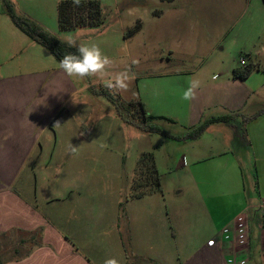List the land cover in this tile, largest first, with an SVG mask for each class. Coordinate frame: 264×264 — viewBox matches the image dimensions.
Returning <instances> with one entry per match:
<instances>
[{
  "label": "crops",
  "instance_id": "1",
  "mask_svg": "<svg viewBox=\"0 0 264 264\" xmlns=\"http://www.w3.org/2000/svg\"><path fill=\"white\" fill-rule=\"evenodd\" d=\"M166 5V10L154 13L159 20L171 17L169 11L175 0ZM137 21L138 35L143 21ZM42 27L62 42L70 38L59 35L49 26ZM76 30L62 32L74 34ZM176 31L169 24L156 34L160 40L170 41V62L174 49L189 47V38H178ZM120 32L123 34V30ZM22 33L18 28L0 27V254L3 264H104L110 258L119 264H227L233 254L231 246L218 240L222 229L245 211L249 212L250 228L246 264H264V211H254L264 201V113L245 126L247 142L255 153L258 183L254 189L246 188L244 171L237 167L232 152L200 157L191 147L187 149L192 160L189 175L199 204H188L182 209L165 206L157 197L161 194L156 193L131 199L120 217L113 202L96 201L94 181L89 176L82 179L75 165L62 176L60 187L51 188L52 179L59 176L47 170L48 163L82 156L75 130L63 123L55 126L60 110L78 90L58 68L59 62L50 51L35 41L31 45ZM207 65L206 59L193 70L158 76L165 79L162 82L165 87L154 95L162 109L160 114L179 117L178 108L182 107L181 121L189 130L214 117L234 115L235 121L241 116L247 105L244 100L252 94L245 86L249 77L240 80L228 73L217 80V76H208ZM189 78L201 82L196 99L190 102L181 99ZM228 124L213 123L200 138L182 142H202L213 128ZM69 145L76 147L75 154ZM83 152L87 153L85 159H93L91 150L84 148ZM40 165L46 169H39ZM40 229L42 234L38 233ZM40 241L42 245H37ZM7 244L11 245L10 249L5 247Z\"/></svg>",
  "mask_w": 264,
  "mask_h": 264
},
{
  "label": "rangeland",
  "instance_id": "2",
  "mask_svg": "<svg viewBox=\"0 0 264 264\" xmlns=\"http://www.w3.org/2000/svg\"><path fill=\"white\" fill-rule=\"evenodd\" d=\"M10 1L19 16L28 18L40 27L45 25L54 28L59 35H69L77 43H95L105 55L115 61L107 70L108 76L84 79L69 77L78 92L60 110L56 123H63L75 130L82 156L75 160L48 163L47 170L59 176L52 179L51 188L60 187L62 176L71 169V165H75L76 170H80L82 179L89 176L94 181L96 201L113 202L116 213L118 211L122 217L119 205H123L124 209L127 202L133 199L132 186L141 155L152 152L162 187V193L157 197L165 206L186 208L188 204L200 203L189 175L192 160L187 149L194 147L200 157L211 153L232 152L237 167L244 171L246 188L254 189L258 183L255 153L247 142L246 131L242 127L243 115H255L264 109L263 0H175L174 7L169 11L171 17L160 20L154 13L166 10L167 1L99 0L107 14L104 15L105 25L94 29L79 28L74 34L64 33L58 28V4L62 0ZM128 10L134 13H126ZM186 12L189 14H185ZM199 12L206 14L200 15ZM138 19L143 21L142 32L138 35L129 34L138 25ZM169 24L171 28L177 29L178 38H189V47L186 50L174 49L171 62L168 58L170 41H162L156 36L160 29L168 28ZM0 27L17 29L5 11L3 0H0ZM181 29H186V32ZM21 35L28 43L35 45L25 33ZM120 40H126L127 43ZM40 49L44 50L42 47ZM206 59L209 65L205 67H208V76H217V80L228 73L233 75L235 69L244 68L242 59H246V65L254 64L260 68L245 83L252 94L250 97L246 96L244 102L247 105L242 109L241 116L227 126L213 128L202 142L188 140V144H185L182 140H172L126 124L106 98L92 92V89L107 90L103 87L102 79L130 68L135 78L129 82L127 91L115 95L121 97L124 113L134 122H141V107L132 106V103L141 101L148 115L153 117L148 124H154L172 135L184 137L189 129L181 121L182 107L178 108L179 117L159 113L162 109L154 95L165 87L162 83L165 79L158 76L172 71L193 70L203 65ZM84 148L91 150L93 159H85L87 153L83 152ZM213 163L216 161L210 162ZM38 168L44 170L46 166L40 165ZM40 231L38 233L42 234V229ZM40 243L42 244L41 241ZM5 247L10 249L11 245L7 244Z\"/></svg>",
  "mask_w": 264,
  "mask_h": 264
},
{
  "label": "trees",
  "instance_id": "3",
  "mask_svg": "<svg viewBox=\"0 0 264 264\" xmlns=\"http://www.w3.org/2000/svg\"><path fill=\"white\" fill-rule=\"evenodd\" d=\"M162 1L171 2L173 0ZM3 4L7 15L11 18L14 25L33 41L50 51L58 62L62 59L66 52H76V48H69L67 43L62 42L53 34L36 25L28 18L19 16L10 0H3ZM104 23L105 16L102 10V4L99 0H81L79 6L74 5L72 0H62L58 4V27L61 31H74L79 28L87 27L97 28L103 26ZM139 30L140 24L138 23V25L129 31V34L135 35L139 32ZM259 68V66H255L254 64H247L244 68L235 69L233 71V76L236 79L246 80L255 70H259ZM92 92L95 95L106 98L115 107L117 115L120 119L126 124L133 125L144 132L161 134L162 136L172 140H196L206 132L211 124L217 122L230 123L235 119L234 115L214 117L203 121L194 128H191L184 137L175 136L162 130L154 124H148L149 120L153 119V117L148 115L145 106L141 101L132 103V106L139 105L143 113V120L141 122H134L124 113V106L120 100V96L111 95L108 90L104 89H92ZM263 113L264 109L252 117H243V130L248 122L254 120ZM245 131L246 130H244V132ZM132 188V198L134 199L156 193H162L161 179L156 166L154 153L147 152L141 155ZM121 211H124L123 205H121ZM262 224L264 226V215ZM37 245L42 244L37 243ZM0 264H3L1 260Z\"/></svg>",
  "mask_w": 264,
  "mask_h": 264
},
{
  "label": "clouds",
  "instance_id": "4",
  "mask_svg": "<svg viewBox=\"0 0 264 264\" xmlns=\"http://www.w3.org/2000/svg\"><path fill=\"white\" fill-rule=\"evenodd\" d=\"M72 2L79 6L81 0H72ZM66 43L69 48H76V52H66L58 63V68L68 77L84 79L109 75L107 70L113 66L115 61L105 55L98 45L95 43H77L74 38H69ZM133 63H137V61H133ZM134 78L135 74L129 68L115 73L107 79H102L101 82L109 94L115 96L121 91H127L129 82ZM187 84L181 99L190 102L196 99V91L201 87V82L198 79L189 78ZM55 126H59V123ZM69 148L73 154L77 152L76 147L69 145ZM104 264H119V262L115 258H110L105 260Z\"/></svg>",
  "mask_w": 264,
  "mask_h": 264
},
{
  "label": "built area",
  "instance_id": "5",
  "mask_svg": "<svg viewBox=\"0 0 264 264\" xmlns=\"http://www.w3.org/2000/svg\"><path fill=\"white\" fill-rule=\"evenodd\" d=\"M250 58V55H247ZM241 64L246 66V59L241 60ZM258 210L264 211V201L257 206ZM249 212L245 211L235 217V219L225 226L221 232L219 243H229L232 255L227 259V264H246L247 247L249 244Z\"/></svg>",
  "mask_w": 264,
  "mask_h": 264
}]
</instances>
